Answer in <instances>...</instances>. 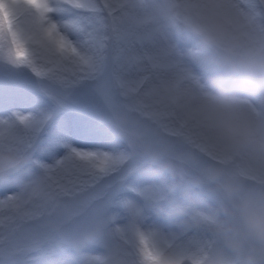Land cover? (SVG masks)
Returning a JSON list of instances; mask_svg holds the SVG:
<instances>
[{
	"label": "snow or ice",
	"instance_id": "obj_1",
	"mask_svg": "<svg viewBox=\"0 0 264 264\" xmlns=\"http://www.w3.org/2000/svg\"><path fill=\"white\" fill-rule=\"evenodd\" d=\"M59 2L101 16L87 24H60L52 18L58 10L50 0H0V54L7 49V63L31 77L0 71V151L28 159L23 170L16 161L0 160V172L13 170L0 187L19 189L0 199V264H35L34 254L45 249L69 253L66 260L50 264H80L77 253L85 247L86 233L87 242L102 251L84 264H123L119 250L98 229L105 217L127 206L110 179L123 173L127 182L136 174L131 142L122 137L111 149H93L65 141L101 140L95 118L113 113L125 97L123 80L118 78L114 89L112 79L114 72L123 71V55L134 51L120 17L132 16L136 5L123 0H100V7L96 0ZM218 6L264 35V0H247L245 7L237 0H220ZM69 29L81 37L80 43L69 39ZM48 190L55 197L42 199ZM145 259L162 264L151 251H145Z\"/></svg>",
	"mask_w": 264,
	"mask_h": 264
},
{
	"label": "rangeland",
	"instance_id": "obj_2",
	"mask_svg": "<svg viewBox=\"0 0 264 264\" xmlns=\"http://www.w3.org/2000/svg\"><path fill=\"white\" fill-rule=\"evenodd\" d=\"M148 1L158 2L160 6H146L145 0H138L140 5H144V10L139 12L137 8L132 16L120 17L121 31L131 36L133 44L141 42L142 47L134 49L133 63L126 52L121 61L123 71L113 74V88L116 89L117 79H122L126 95L113 113H101L95 118L94 124L102 133V139L91 142L74 137L65 141L73 147L94 149L105 145L104 149H111L114 142L122 143L121 138L126 137L131 142L130 152L132 150L136 166L145 164L141 174L134 175L127 182L121 180L117 183L123 173L110 179L127 206L105 217L98 231L103 232L105 238L119 250L123 264H149L145 259L146 250L159 256L162 264H264V247L245 237L242 212L245 202L254 205L264 203V159L258 147L243 149L241 156H246L234 166L231 164L237 152L225 153L221 150L219 154L224 162L216 160L219 164H212L202 155L185 150L187 147L184 144L185 141L201 151H215L212 142L216 141L215 136L194 112V101L205 99L242 110L252 119L258 143L264 142V97L246 98L223 87L221 82L226 79L230 85L239 81L224 73L214 56L168 15L166 0ZM131 3L134 4V0ZM237 3L245 7L247 0H237ZM50 4L58 10L52 18L60 24L95 21L86 12L64 8L59 0H50ZM96 6L100 7V0H96ZM115 14L120 15L118 10ZM154 14L157 15L154 16L155 21L148 22ZM125 19L129 22L127 31ZM66 34L74 43L81 42V37L71 29ZM9 55L7 49L0 54V71H20L30 79V74L22 69H13L7 63ZM143 55L147 56L145 60L149 64L141 62L138 64L142 68L138 69L140 65L135 68L133 64H137L138 58L143 59ZM158 66L168 67L167 71L159 74L156 71ZM187 76L195 77L199 84L188 83ZM142 77L149 78V82L142 95L138 96L134 90ZM163 85H168L171 91L166 94ZM203 94L209 96L204 98ZM174 95L178 98H173ZM176 101L184 109L171 103ZM253 109L260 112L255 113ZM169 152L173 156L172 161L185 159L193 174H201L207 181H218L221 188H209V184L201 187L198 177H183L175 168L166 167L158 161L162 155L165 158L169 156ZM145 154L155 157L150 159L151 164L147 163ZM0 160L16 161L22 164V170L28 166L26 157L7 151H0ZM4 175L5 171L0 172V184L12 174ZM166 185H171L170 189L174 190L180 187L167 201L162 200L167 193ZM184 186L186 188L183 189ZM18 191L16 187H0V199ZM55 195L54 190L40 194L44 200H51ZM87 241L86 233L85 247L77 253L80 264L102 251L98 245ZM34 257L35 264H50L51 261L66 260L69 253L45 249L35 253Z\"/></svg>",
	"mask_w": 264,
	"mask_h": 264
},
{
	"label": "clouds",
	"instance_id": "obj_3",
	"mask_svg": "<svg viewBox=\"0 0 264 264\" xmlns=\"http://www.w3.org/2000/svg\"><path fill=\"white\" fill-rule=\"evenodd\" d=\"M220 0H166L168 15L216 59L229 77L244 86L264 87V35ZM195 112L225 153L257 148L264 159V142L257 141L252 119L242 110L211 99L194 101ZM247 240L264 247V203L242 206Z\"/></svg>",
	"mask_w": 264,
	"mask_h": 264
},
{
	"label": "bare ground",
	"instance_id": "obj_4",
	"mask_svg": "<svg viewBox=\"0 0 264 264\" xmlns=\"http://www.w3.org/2000/svg\"><path fill=\"white\" fill-rule=\"evenodd\" d=\"M159 6H160V4H157V5L153 6V7H159ZM155 10H156L155 12L157 13V8H156ZM154 15L157 16L156 14H154ZM210 138H212V137H210ZM215 143H216L217 145L219 144V143L217 142V140H216ZM219 148H220V147L217 146L215 149L218 150Z\"/></svg>",
	"mask_w": 264,
	"mask_h": 264
}]
</instances>
